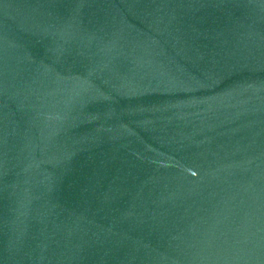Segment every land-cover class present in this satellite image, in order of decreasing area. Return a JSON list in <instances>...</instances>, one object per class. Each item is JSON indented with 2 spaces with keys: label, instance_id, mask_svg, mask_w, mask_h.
<instances>
[{
  "label": "water",
  "instance_id": "95a60500",
  "mask_svg": "<svg viewBox=\"0 0 264 264\" xmlns=\"http://www.w3.org/2000/svg\"><path fill=\"white\" fill-rule=\"evenodd\" d=\"M0 264H264V0H0Z\"/></svg>",
  "mask_w": 264,
  "mask_h": 264
}]
</instances>
